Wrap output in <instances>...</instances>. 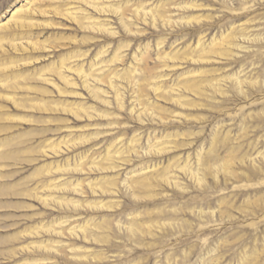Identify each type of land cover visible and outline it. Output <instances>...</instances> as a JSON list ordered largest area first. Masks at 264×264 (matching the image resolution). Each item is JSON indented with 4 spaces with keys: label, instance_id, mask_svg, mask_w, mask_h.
Instances as JSON below:
<instances>
[{
    "label": "rangeland",
    "instance_id": "1",
    "mask_svg": "<svg viewBox=\"0 0 264 264\" xmlns=\"http://www.w3.org/2000/svg\"><path fill=\"white\" fill-rule=\"evenodd\" d=\"M0 264H264V0H0Z\"/></svg>",
    "mask_w": 264,
    "mask_h": 264
}]
</instances>
